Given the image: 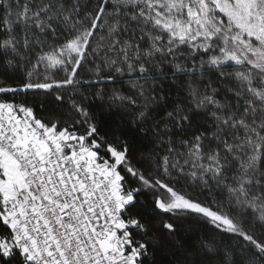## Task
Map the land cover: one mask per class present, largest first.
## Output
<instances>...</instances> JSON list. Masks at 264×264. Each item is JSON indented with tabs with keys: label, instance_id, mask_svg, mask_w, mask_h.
<instances>
[{
	"label": "snow or ice",
	"instance_id": "obj_1",
	"mask_svg": "<svg viewBox=\"0 0 264 264\" xmlns=\"http://www.w3.org/2000/svg\"><path fill=\"white\" fill-rule=\"evenodd\" d=\"M0 264H264V0H0Z\"/></svg>",
	"mask_w": 264,
	"mask_h": 264
},
{
	"label": "trees",
	"instance_id": "obj_2",
	"mask_svg": "<svg viewBox=\"0 0 264 264\" xmlns=\"http://www.w3.org/2000/svg\"><path fill=\"white\" fill-rule=\"evenodd\" d=\"M203 231H204V229L202 228V229H201V232L203 233Z\"/></svg>",
	"mask_w": 264,
	"mask_h": 264
}]
</instances>
